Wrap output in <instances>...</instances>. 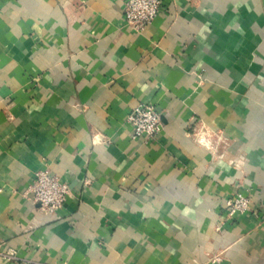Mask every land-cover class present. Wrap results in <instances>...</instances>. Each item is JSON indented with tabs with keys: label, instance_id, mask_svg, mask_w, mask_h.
Here are the masks:
<instances>
[{
	"label": "crops",
	"instance_id": "1",
	"mask_svg": "<svg viewBox=\"0 0 264 264\" xmlns=\"http://www.w3.org/2000/svg\"><path fill=\"white\" fill-rule=\"evenodd\" d=\"M126 1L0 0V264H264V0H162L141 34Z\"/></svg>",
	"mask_w": 264,
	"mask_h": 264
},
{
	"label": "built area",
	"instance_id": "2",
	"mask_svg": "<svg viewBox=\"0 0 264 264\" xmlns=\"http://www.w3.org/2000/svg\"><path fill=\"white\" fill-rule=\"evenodd\" d=\"M162 0H127L124 8V20L135 33L141 34L143 30L154 23L161 13ZM161 114L153 104H145L135 108L128 116L127 122L131 127L132 139L143 140L144 143L154 141L163 131ZM33 200L48 215L60 212L70 195L67 182L51 175L48 171H40L30 187ZM228 218L235 215H245L251 210L249 198L236 194L228 199Z\"/></svg>",
	"mask_w": 264,
	"mask_h": 264
}]
</instances>
